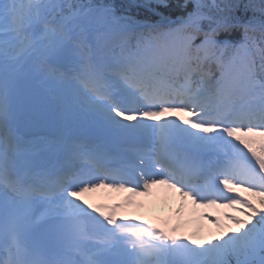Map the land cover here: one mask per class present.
<instances>
[{"label": "snow or ice", "instance_id": "6c2138e0", "mask_svg": "<svg viewBox=\"0 0 264 264\" xmlns=\"http://www.w3.org/2000/svg\"><path fill=\"white\" fill-rule=\"evenodd\" d=\"M0 264H264V0H0Z\"/></svg>", "mask_w": 264, "mask_h": 264}, {"label": "bare ground", "instance_id": "6f19581e", "mask_svg": "<svg viewBox=\"0 0 264 264\" xmlns=\"http://www.w3.org/2000/svg\"><path fill=\"white\" fill-rule=\"evenodd\" d=\"M55 135V132L54 130L51 128V136L50 137H44V138H41V137H38L36 138L35 140H33V143H34V146L37 147V146H42V144H47V142H51V137H54ZM37 150H39L38 148H36ZM89 199L92 201V202H96V203H102L104 199H101L100 197H97V196H93V195H90L89 196ZM114 197L110 200L114 201ZM108 200V199H107ZM106 201V200H105ZM109 201V200H108ZM112 201H109V202H112ZM116 202V201H115ZM151 219V218H150Z\"/></svg>", "mask_w": 264, "mask_h": 264}, {"label": "rangeland", "instance_id": "374dc122", "mask_svg": "<svg viewBox=\"0 0 264 264\" xmlns=\"http://www.w3.org/2000/svg\"><path fill=\"white\" fill-rule=\"evenodd\" d=\"M165 194V193H164ZM170 193H168L169 195ZM148 200L151 199L150 196H148L147 198ZM204 230H205V235L207 236L209 234L210 231H214L212 228H211V225L208 224L207 221L204 222Z\"/></svg>", "mask_w": 264, "mask_h": 264}]
</instances>
